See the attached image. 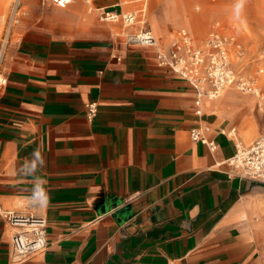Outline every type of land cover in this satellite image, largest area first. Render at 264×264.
Returning a JSON list of instances; mask_svg holds the SVG:
<instances>
[{
    "label": "crops",
    "instance_id": "0c3cea01",
    "mask_svg": "<svg viewBox=\"0 0 264 264\" xmlns=\"http://www.w3.org/2000/svg\"><path fill=\"white\" fill-rule=\"evenodd\" d=\"M85 1L88 14H122L117 0ZM93 29L58 36L31 26L10 50L0 92V264H264V183L228 166L234 107L207 97L197 105L196 90L156 49ZM200 126L215 150L192 140ZM37 150L43 163L26 174ZM6 211L47 220L44 253L14 262Z\"/></svg>",
    "mask_w": 264,
    "mask_h": 264
},
{
    "label": "rangeland",
    "instance_id": "374dc122",
    "mask_svg": "<svg viewBox=\"0 0 264 264\" xmlns=\"http://www.w3.org/2000/svg\"><path fill=\"white\" fill-rule=\"evenodd\" d=\"M13 1L0 0L1 46L5 44ZM75 1V4L61 9L52 1L42 4V0H22V10L18 16L19 21L20 16L23 20L15 29L18 23L14 25L10 35L5 38L8 40L4 47V66L22 31L31 26L46 27L58 36L72 31L90 34L93 28L98 27L95 30L102 33L98 37L108 40L111 35L122 39L121 36L128 35V30L132 32L129 34H137L142 29L150 30L166 46H170L183 29L190 33L197 46L203 45L212 30H219L235 37L242 47V55L236 49L232 51L233 68L243 76L257 77L264 85V0H117L119 6L115 9L122 11V14L142 11L138 16L139 22L130 29L123 28L121 22L114 24L103 21V13L108 10L101 14L96 11L88 14L86 1ZM99 1H93V6L98 8ZM33 18L37 20L28 26V20ZM218 101L234 107L232 122L236 134L231 137L238 143L248 146L264 135V106L261 105H264V100L231 88Z\"/></svg>",
    "mask_w": 264,
    "mask_h": 264
},
{
    "label": "built area",
    "instance_id": "2783aa9c",
    "mask_svg": "<svg viewBox=\"0 0 264 264\" xmlns=\"http://www.w3.org/2000/svg\"><path fill=\"white\" fill-rule=\"evenodd\" d=\"M59 7L64 8L71 0H51ZM20 0L13 1V13L7 25V38L14 25L19 23ZM103 21L110 23L121 22L125 26H132L138 21L135 12L119 14L107 11L103 13ZM169 46L168 52L161 50L158 40L150 30H142L137 34L125 36L129 45H140L157 50L159 63L170 67L175 73L185 79L195 90L198 96L196 104L200 106L201 99H217L228 89L234 88L242 93L253 95L264 100V85L260 84L253 75L243 76L238 73L232 62V51L236 49L243 54L241 45L232 35L219 30L212 31L203 45H196L190 33L183 29L177 33ZM5 44H7V40ZM5 44L0 45V92L8 85V76L4 67ZM98 112L97 103L87 104V116L93 120ZM201 111L199 110L198 113ZM209 128L200 126L191 130V138L195 142L208 145L213 151L214 142L209 141L206 134ZM236 130L229 132L234 136ZM231 172L240 176L264 183V135L248 146L237 144V154L228 161ZM128 202V201H126ZM13 230L11 244L14 262L23 263L44 253L48 246L47 220L36 215H20L13 211L4 212L3 216Z\"/></svg>",
    "mask_w": 264,
    "mask_h": 264
},
{
    "label": "clouds",
    "instance_id": "9594fccd",
    "mask_svg": "<svg viewBox=\"0 0 264 264\" xmlns=\"http://www.w3.org/2000/svg\"><path fill=\"white\" fill-rule=\"evenodd\" d=\"M33 156L35 157V160H32V161L26 160L25 164L23 165V171L26 174H31L35 170L37 161H39L41 164L43 163V160H42V157L40 156L39 150H37L35 153H33ZM37 188L39 189L40 193L43 192V189L41 186L38 185ZM37 188H36V190H37ZM37 199L39 200V202L42 205H45L47 203L46 194L37 196Z\"/></svg>",
    "mask_w": 264,
    "mask_h": 264
},
{
    "label": "bare ground",
    "instance_id": "6f19581e",
    "mask_svg": "<svg viewBox=\"0 0 264 264\" xmlns=\"http://www.w3.org/2000/svg\"><path fill=\"white\" fill-rule=\"evenodd\" d=\"M71 11V10H70ZM75 14H76V12H75ZM78 15V14H77ZM72 17V16H71ZM221 32H223V31H221ZM224 33V32H223ZM235 90V89H234Z\"/></svg>",
    "mask_w": 264,
    "mask_h": 264
}]
</instances>
